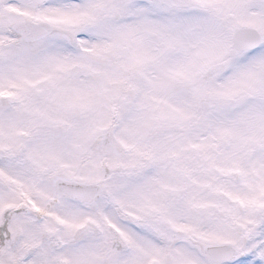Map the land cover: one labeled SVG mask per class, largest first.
Here are the masks:
<instances>
[{
	"label": "snow or ice",
	"instance_id": "obj_1",
	"mask_svg": "<svg viewBox=\"0 0 264 264\" xmlns=\"http://www.w3.org/2000/svg\"><path fill=\"white\" fill-rule=\"evenodd\" d=\"M0 264H264V0H0Z\"/></svg>",
	"mask_w": 264,
	"mask_h": 264
}]
</instances>
